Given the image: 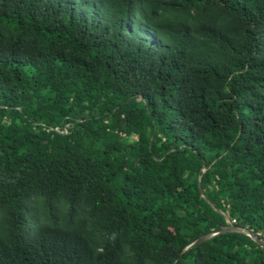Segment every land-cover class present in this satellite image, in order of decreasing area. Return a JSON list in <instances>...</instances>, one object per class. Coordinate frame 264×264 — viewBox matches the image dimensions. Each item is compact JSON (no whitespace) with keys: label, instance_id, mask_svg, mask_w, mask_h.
Segmentation results:
<instances>
[{"label":"trees","instance_id":"trees-1","mask_svg":"<svg viewBox=\"0 0 264 264\" xmlns=\"http://www.w3.org/2000/svg\"><path fill=\"white\" fill-rule=\"evenodd\" d=\"M230 224L264 240V0H0V264H264L180 254Z\"/></svg>","mask_w":264,"mask_h":264},{"label":"water","instance_id":"water-1","mask_svg":"<svg viewBox=\"0 0 264 264\" xmlns=\"http://www.w3.org/2000/svg\"><path fill=\"white\" fill-rule=\"evenodd\" d=\"M229 232H242V233H245L247 235H249L254 241H256L258 244L264 246V240H262L258 235H256L253 231L247 229V228H242V227H239V226H235L233 224H230L229 227L227 228H224V229H221L220 231L218 232H215L213 234H207L203 237H201L200 239H198L195 243H192L190 245V247H187L186 249H184L180 254L182 255L183 253L187 252L188 250H190L191 248L193 247H196L198 245H201L209 240H211L212 238H214L215 236H217L218 234H221V233H229ZM180 255V256H181ZM179 256V257H180ZM176 264V262H175Z\"/></svg>","mask_w":264,"mask_h":264},{"label":"rangeland","instance_id":"rangeland-1","mask_svg":"<svg viewBox=\"0 0 264 264\" xmlns=\"http://www.w3.org/2000/svg\"><path fill=\"white\" fill-rule=\"evenodd\" d=\"M135 138H138V137H135Z\"/></svg>","mask_w":264,"mask_h":264}]
</instances>
